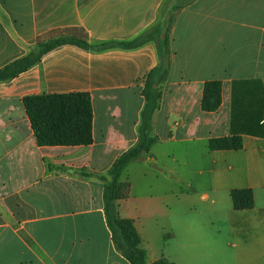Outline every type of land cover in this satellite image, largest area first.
<instances>
[{
  "label": "crops",
  "instance_id": "0c3cea01",
  "mask_svg": "<svg viewBox=\"0 0 264 264\" xmlns=\"http://www.w3.org/2000/svg\"><path fill=\"white\" fill-rule=\"evenodd\" d=\"M165 0H0V69L55 29L83 28L93 43L126 42L159 21ZM169 65L151 134L158 141L121 175L146 263L264 264V0H194L169 31ZM156 43L84 50L65 45L0 83V264H130L116 250L103 183L136 145ZM222 83L215 112L201 110L205 81ZM88 93L87 146H38L22 99ZM238 133L240 150L208 147ZM250 189L254 205L233 208Z\"/></svg>",
  "mask_w": 264,
  "mask_h": 264
},
{
  "label": "trees",
  "instance_id": "16d2710c",
  "mask_svg": "<svg viewBox=\"0 0 264 264\" xmlns=\"http://www.w3.org/2000/svg\"><path fill=\"white\" fill-rule=\"evenodd\" d=\"M169 31L165 36L160 31L159 21L138 37L126 42L93 43L83 28H65L51 30L36 39L34 49L0 69V83L15 78L18 74L36 65L40 58L57 48L72 45L89 51H101L109 48L132 49L147 42H155L160 57L158 68L151 70L144 78L141 91L145 105L140 115L139 138L135 146L121 154L112 164L106 175L85 173L95 176L103 183L104 213L113 244L130 264H147L146 252L141 247V239L134 223L122 219L117 214L121 201L129 198L130 183L122 182L121 175L132 163L143 160L150 148L158 141L152 136V118L158 111L162 97V83L169 65ZM159 78L161 80H159ZM222 101V83L208 80L203 84L201 110L215 112ZM38 146H87L92 138V106L88 93L55 94L27 96L22 99ZM264 115V109L259 113ZM212 151L240 150L242 139L238 133L231 136L214 138L208 143ZM235 210H248L254 205L250 189H235L230 192ZM152 264H173L160 258Z\"/></svg>",
  "mask_w": 264,
  "mask_h": 264
},
{
  "label": "rangeland",
  "instance_id": "374dc122",
  "mask_svg": "<svg viewBox=\"0 0 264 264\" xmlns=\"http://www.w3.org/2000/svg\"><path fill=\"white\" fill-rule=\"evenodd\" d=\"M194 0H165L160 7V16H159V24L160 31H162V35L165 36L168 32V29L171 28L178 12L184 6L190 4ZM38 52V49H33L31 51ZM159 80H161L159 78Z\"/></svg>",
  "mask_w": 264,
  "mask_h": 264
}]
</instances>
